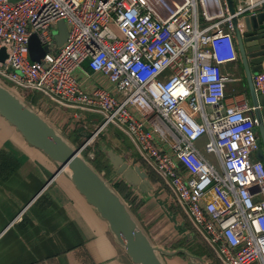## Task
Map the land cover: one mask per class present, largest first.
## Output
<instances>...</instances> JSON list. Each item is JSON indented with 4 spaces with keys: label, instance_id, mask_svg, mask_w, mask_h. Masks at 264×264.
<instances>
[{
    "label": "built area",
    "instance_id": "1",
    "mask_svg": "<svg viewBox=\"0 0 264 264\" xmlns=\"http://www.w3.org/2000/svg\"><path fill=\"white\" fill-rule=\"evenodd\" d=\"M263 5L244 0L232 12L227 0H0V82L23 99L32 91L83 111L70 114L71 129L82 114L99 115L76 145L81 152L118 129L220 264H264L258 119L246 100H227L223 71L238 60L234 18ZM60 20L68 35L58 47L52 28ZM32 33L48 48L39 61L29 57ZM85 66L111 88H81L76 71ZM253 86L264 93V72Z\"/></svg>",
    "mask_w": 264,
    "mask_h": 264
},
{
    "label": "crops",
    "instance_id": "2",
    "mask_svg": "<svg viewBox=\"0 0 264 264\" xmlns=\"http://www.w3.org/2000/svg\"><path fill=\"white\" fill-rule=\"evenodd\" d=\"M243 1L231 0L233 9H237ZM85 70L86 73L76 71L81 88L87 90L94 84L111 88L104 76L92 74L86 66ZM223 71L230 79L226 83L227 100L244 99L252 105L240 61L224 65ZM257 72H264V63ZM257 72L252 73V81ZM25 99L75 145L82 142L81 133L88 128L91 131L99 122L93 114H82L84 116L78 127L71 129L68 127L73 112L71 108L60 106L40 93H28ZM115 130L119 131L114 127L111 132L109 127L105 130L111 136L109 133L105 135L100 151L103 148L111 149L129 165H138L143 169L128 139L121 131V139L115 138ZM256 136L260 137L259 131ZM124 138L129 142L128 147L120 144ZM102 154L105 159L101 163L107 166L102 171L105 177H109L115 171ZM114 178V183L123 184V194L126 196L118 193L124 197L133 215L155 244L168 250L185 248L203 257L208 264H217L192 247V233L185 224H179L180 212H176L173 204L168 202L157 181L151 180L148 175L153 188L144 195L127 185L120 176ZM167 235L170 236L169 242L161 240L160 237ZM186 236L188 240H185ZM163 259L165 264H189L181 252L163 255ZM0 264H134L110 232L107 223L78 193L65 172L58 171L57 164L42 151L28 145L1 116Z\"/></svg>",
    "mask_w": 264,
    "mask_h": 264
},
{
    "label": "water",
    "instance_id": "3",
    "mask_svg": "<svg viewBox=\"0 0 264 264\" xmlns=\"http://www.w3.org/2000/svg\"><path fill=\"white\" fill-rule=\"evenodd\" d=\"M8 1L14 3L18 0ZM227 1L233 12L231 0ZM233 23L238 60L243 66L251 103L255 107L254 114L258 119L254 132L259 131L260 137L256 139L255 157L264 161V93H256L252 81V73L261 70L264 63V5L254 14L238 20L234 18ZM56 28L54 39L56 45L60 47L67 38L68 29L64 20L58 21ZM28 49L32 61H39L48 50L47 46L40 44L35 33L29 38ZM5 55L2 47L1 61ZM0 116L15 128L28 145L39 149L55 162L58 171L65 172L78 193L107 223L110 232L134 264H165L163 255H174L178 252L186 256L189 264H208L203 257L185 248L168 250L155 244L113 187L112 179L120 176L127 185L141 193H148L153 187L147 172L138 165L131 166L120 154L103 148L102 153L115 171L114 174L105 177V174L97 170L81 153L79 147L25 99L1 82Z\"/></svg>",
    "mask_w": 264,
    "mask_h": 264
},
{
    "label": "rangeland",
    "instance_id": "4",
    "mask_svg": "<svg viewBox=\"0 0 264 264\" xmlns=\"http://www.w3.org/2000/svg\"><path fill=\"white\" fill-rule=\"evenodd\" d=\"M57 28L55 27V28H52V30H53V33L55 34L56 33V30ZM29 93V95L30 94H32V93H36V94H39V93H37V92H32V91H30V92H27L26 94H28ZM25 94V95H26ZM25 99V98H24ZM26 101V100H25ZM71 110L72 111H78V112H80V113H84L83 111H81V110H79V109H72L71 108ZM71 111V112H72ZM86 114V113H85ZM88 114H91V113H88ZM93 116H95L97 119H98V121H100L101 120V117L99 116V115H97V114H94L93 113ZM90 129L91 128H88V129H86L84 132L85 133H81L80 134V138H81V136H82V141H84L87 137H89L90 136V134H91V132H92V130L90 131ZM111 130H112V126H109V131L111 132ZM109 131L107 132V133H109ZM116 132L114 133V136H115V138H117V139H121V133L119 132V131H117V130H115ZM105 132V131H104ZM106 132L104 133V134H99L98 136H97V138H96V141L93 143V145H91V149L89 150V149H84L81 153L85 156L86 155V157H88L87 156V154H88V151H93V153L95 154L94 156H95V158H97V156H98V158H97V160L98 161H100V163H101V160H103V159H105L104 158V156L102 155V152L100 151V147H101V145H102V143H103V139L105 140V138H106V134H107ZM79 135V134H78ZM106 135V136H105ZM109 135L111 136V134L109 133ZM117 139H115L116 141H118ZM205 141H206V137H202V138H200L198 141H197V143H196V146H197V148H199L201 151H202V146L204 145V143H205ZM119 142V141H118ZM120 144L123 146V147H128L129 146V142L127 141V139L126 138H124L123 140H122V142H120ZM76 146V145H75ZM100 157V158H99ZM98 161H96V162H94L96 165L98 164ZM106 161V160H105ZM100 171H102V170H100ZM103 172V171H102ZM104 173V172H103ZM106 176V175H105ZM144 195H146L147 194V192L146 193H143ZM131 209V208H130ZM176 209V208H175ZM176 212H178L177 210H176ZM180 220H179V224L181 225V224H188V228H189V230H190V232L192 233V235H193V238L195 239H193V241H192V243H193V245H192V247H194V249H197V250H199V244H202V243H204L205 244V242L203 241V239H202V237L192 228V226H191V224L189 223V221L186 219V217L182 214V212H180ZM157 236V235H156ZM192 237V236H191ZM158 237H156V239H157ZM161 238V240H165V242H169L170 240H169V238H170V236H163V237H160ZM154 240V239H153ZM189 240H191V239H189ZM155 241V240H154ZM156 243V242H155ZM197 245V246H196Z\"/></svg>",
    "mask_w": 264,
    "mask_h": 264
},
{
    "label": "trees",
    "instance_id": "5",
    "mask_svg": "<svg viewBox=\"0 0 264 264\" xmlns=\"http://www.w3.org/2000/svg\"><path fill=\"white\" fill-rule=\"evenodd\" d=\"M26 100V99H25ZM27 101V100H26ZM71 142L74 144V142L71 140ZM77 145H80V144H77ZM103 155V154H102ZM97 158H98V156H97ZM97 158H95L93 161H91V163L95 166V168L97 169V170H102L103 168L105 169V168H107V166L105 165V164H102V163H100V161H98L97 160ZM96 161H98V164L96 165L94 162H96ZM109 171H107V173H108ZM148 175H149V177H150V179L151 180H154V181H156L157 180V177H156V175L153 173V172H151V171H149L148 172ZM113 187L117 190V192H119L121 195H125V194H123V190H124V187H123V184H118V183H113ZM126 196V195H125ZM124 198V197H123ZM172 207H175L176 208V210L177 211H179V212H181L180 211V208L177 206V205H175V204H173L172 205ZM187 227H188V224H185ZM185 240H188V238H187V236L185 237ZM199 246V250H197L196 249V252L197 253H203V254H205L208 258H210V259H212L214 262H216L217 264H220L215 258H214V256H213V254H212V252H211V250H210V248L206 245V244H204V243H202V244H199L198 245Z\"/></svg>",
    "mask_w": 264,
    "mask_h": 264
}]
</instances>
